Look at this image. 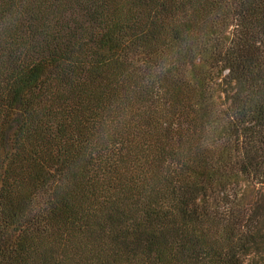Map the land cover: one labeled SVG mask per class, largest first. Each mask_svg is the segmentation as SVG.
<instances>
[{
  "label": "trees",
  "instance_id": "trees-1",
  "mask_svg": "<svg viewBox=\"0 0 264 264\" xmlns=\"http://www.w3.org/2000/svg\"><path fill=\"white\" fill-rule=\"evenodd\" d=\"M0 264H264V0H0Z\"/></svg>",
  "mask_w": 264,
  "mask_h": 264
},
{
  "label": "clouds",
  "instance_id": "clouds-1",
  "mask_svg": "<svg viewBox=\"0 0 264 264\" xmlns=\"http://www.w3.org/2000/svg\"><path fill=\"white\" fill-rule=\"evenodd\" d=\"M9 16H11V9H9ZM158 68H159V74H163V73L167 72V70H168V69H167V66H166V64H165L164 62H162L161 65L158 66ZM239 110H240V111H243V112H245V114H247V109L244 108L243 103H241V106H240V109H239ZM129 119H130V118H129ZM129 119L127 120V122H126L122 127H120V128L118 129V132H123V131L126 129V127H127V125H128V122H129ZM225 119H226V118H225ZM233 119H235V117H233ZM116 134H117V133H116ZM111 142H112V140L108 141V142L104 145V147L110 145ZM104 147H102V148L99 149L98 151H95V150L90 151V152L87 154L85 160H88V159H91V158L96 157V156L99 154V152H100ZM205 148H206V149L209 148V144H208L207 141L205 142ZM81 166H82V163L80 162V160H77V161H75L74 164H73V169H74V170H78Z\"/></svg>",
  "mask_w": 264,
  "mask_h": 264
}]
</instances>
